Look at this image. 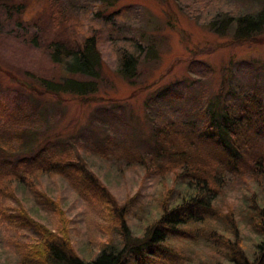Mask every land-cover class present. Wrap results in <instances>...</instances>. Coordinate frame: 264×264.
I'll list each match as a JSON object with an SVG mask.
<instances>
[{"label": "trees", "instance_id": "16d2710c", "mask_svg": "<svg viewBox=\"0 0 264 264\" xmlns=\"http://www.w3.org/2000/svg\"><path fill=\"white\" fill-rule=\"evenodd\" d=\"M26 7L15 1L0 4L4 19L16 24ZM51 14L55 21L56 13ZM209 26L217 33L230 27L235 44L259 43L264 4L256 13L225 15ZM49 43V60L63 76L56 82L37 79L41 90L35 92L88 99L101 61L97 39ZM110 46L116 73L134 77L143 46L117 36ZM247 97L232 114L226 110L219 116L218 127L211 121L198 130L173 120L152 122V143L142 153L117 154L108 143L101 146L97 156L111 161L105 182L117 181L128 170L138 174L139 190L122 203L98 181L95 172L100 173L86 157L91 150L67 143L29 150L34 133L22 128L24 120L5 117L6 125L0 126V247L10 264H264V97ZM150 186L156 189L154 203L133 205L140 190ZM64 192L79 202L81 216H94L92 232L99 241L93 259L80 258L72 246ZM229 193L236 203L230 204ZM38 214L46 224L37 221ZM132 215L139 219L134 228ZM245 228L250 241L241 235ZM197 247L210 253L190 257Z\"/></svg>", "mask_w": 264, "mask_h": 264}, {"label": "rangeland", "instance_id": "374dc122", "mask_svg": "<svg viewBox=\"0 0 264 264\" xmlns=\"http://www.w3.org/2000/svg\"><path fill=\"white\" fill-rule=\"evenodd\" d=\"M14 1L28 7L16 17L21 24L6 21L0 9V126L6 125L5 117L24 120L22 128L34 133L29 150L46 143L88 148L86 157L100 173L95 172L98 181L121 203L139 190L138 174L128 170L120 172L117 181L105 182L111 161L97 156L101 146L108 143L117 154L142 153L152 143V122L173 120L198 130L211 121L218 127L219 116L226 110L232 114L243 98L264 97V30L256 35L259 43L235 44L230 27L217 33L209 26L210 20L225 15L256 13L264 0H208L207 4L205 0H0V4ZM51 12L56 13L55 21ZM89 36L97 39L101 61L95 91L88 99L37 94L41 90L37 79L56 82L63 76L61 67L49 60V42L73 45ZM115 36L132 38L144 48L132 78L115 71L110 46ZM55 188L63 191L60 185ZM140 192L133 205L154 203V186ZM63 197L73 225L72 246L80 258L93 259L99 241L92 232L94 216L88 212L87 218L81 216L79 202L66 192ZM228 197L230 204L237 202L234 193ZM132 216L134 228L139 219ZM36 218L46 222L44 215ZM241 235L244 241L251 240L248 229ZM208 253L197 247L189 256ZM10 262L0 247V264Z\"/></svg>", "mask_w": 264, "mask_h": 264}]
</instances>
